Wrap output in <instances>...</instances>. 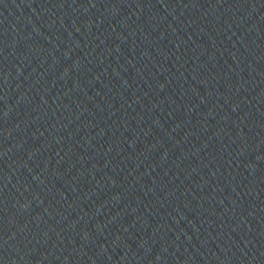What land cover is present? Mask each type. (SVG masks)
<instances>
[{
    "label": "water",
    "instance_id": "obj_1",
    "mask_svg": "<svg viewBox=\"0 0 264 264\" xmlns=\"http://www.w3.org/2000/svg\"><path fill=\"white\" fill-rule=\"evenodd\" d=\"M0 264H264V0H0Z\"/></svg>",
    "mask_w": 264,
    "mask_h": 264
}]
</instances>
